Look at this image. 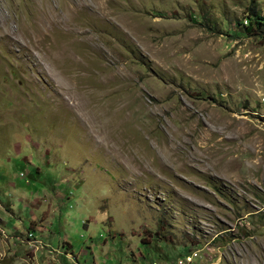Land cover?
<instances>
[{
  "label": "rangeland",
  "instance_id": "obj_1",
  "mask_svg": "<svg viewBox=\"0 0 264 264\" xmlns=\"http://www.w3.org/2000/svg\"><path fill=\"white\" fill-rule=\"evenodd\" d=\"M251 14L264 0H0V264H264Z\"/></svg>",
  "mask_w": 264,
  "mask_h": 264
},
{
  "label": "trees",
  "instance_id": "obj_2",
  "mask_svg": "<svg viewBox=\"0 0 264 264\" xmlns=\"http://www.w3.org/2000/svg\"><path fill=\"white\" fill-rule=\"evenodd\" d=\"M246 23L247 25L245 26V28L248 30L254 28V27H260L261 24L264 23V16L261 17L259 15L256 14H251V17H246Z\"/></svg>",
  "mask_w": 264,
  "mask_h": 264
},
{
  "label": "built area",
  "instance_id": "obj_3",
  "mask_svg": "<svg viewBox=\"0 0 264 264\" xmlns=\"http://www.w3.org/2000/svg\"><path fill=\"white\" fill-rule=\"evenodd\" d=\"M191 258L193 259V256H187V260H191Z\"/></svg>",
  "mask_w": 264,
  "mask_h": 264
}]
</instances>
